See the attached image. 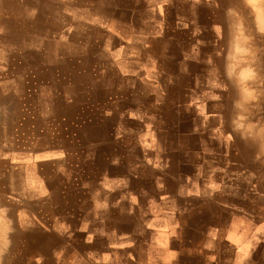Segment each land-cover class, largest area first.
<instances>
[{
  "label": "crops",
  "instance_id": "obj_1",
  "mask_svg": "<svg viewBox=\"0 0 264 264\" xmlns=\"http://www.w3.org/2000/svg\"><path fill=\"white\" fill-rule=\"evenodd\" d=\"M220 10L96 0V58L110 66L96 61L93 97H70L59 71L36 76V99L23 88L31 106L20 86L16 141H0V208L23 264H264V139L230 142L228 78L197 40Z\"/></svg>",
  "mask_w": 264,
  "mask_h": 264
},
{
  "label": "rangeland",
  "instance_id": "obj_2",
  "mask_svg": "<svg viewBox=\"0 0 264 264\" xmlns=\"http://www.w3.org/2000/svg\"><path fill=\"white\" fill-rule=\"evenodd\" d=\"M248 3L251 4L247 0H220L221 24L216 33L212 34V26H200L197 37L202 47L212 48L213 64L224 67L230 85L229 130L234 134L230 142L245 147L258 145L259 138L264 139V13L260 17V12ZM61 15L62 26L52 30L49 40L38 26H53ZM58 37H64V58L60 56L62 45ZM96 37H100L96 33V0H0V141L5 140L6 146L16 141L13 137L18 129L19 93L23 92L25 103L31 106V98L36 99V76L46 78L59 71L69 79L70 97L83 98L84 90L93 97L96 61L107 70L110 66L107 57L96 58ZM101 42L107 43V38ZM57 44L55 57L51 48ZM55 65L63 66V72L49 68ZM38 67H42L39 72ZM242 70H249L250 75L243 78ZM25 87H32L31 98L28 90H23ZM14 148L15 144L10 149ZM246 151L251 158L252 151ZM2 224L8 229L0 264H23L19 251L12 248L11 208H0V227Z\"/></svg>",
  "mask_w": 264,
  "mask_h": 264
},
{
  "label": "bare ground",
  "instance_id": "obj_3",
  "mask_svg": "<svg viewBox=\"0 0 264 264\" xmlns=\"http://www.w3.org/2000/svg\"><path fill=\"white\" fill-rule=\"evenodd\" d=\"M247 1L251 3V4H249V3L248 4L251 5L252 8H256L257 9L256 11L260 12V17L263 16L264 12H261L263 10H261V11L259 10V8L262 7V6H260V4L262 3V0H247ZM254 11H255V9H254ZM262 20H263V17H262ZM262 22L264 24V20ZM243 46H245V45H243ZM240 47H241V45L239 46V49H240ZM239 49H238V46H236V50L238 51ZM247 71H249V70H242V77L243 78H246L247 75H250ZM7 229H8V225H5V224H2L1 227H0V259H1L2 251H3V249H4L5 245H6Z\"/></svg>",
  "mask_w": 264,
  "mask_h": 264
}]
</instances>
